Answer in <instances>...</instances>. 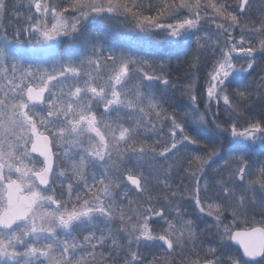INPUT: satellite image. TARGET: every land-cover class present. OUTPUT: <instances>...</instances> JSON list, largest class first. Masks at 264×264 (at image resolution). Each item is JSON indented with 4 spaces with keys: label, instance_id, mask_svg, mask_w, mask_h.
I'll list each match as a JSON object with an SVG mask.
<instances>
[{
    "label": "snow or ice",
    "instance_id": "obj_1",
    "mask_svg": "<svg viewBox=\"0 0 264 264\" xmlns=\"http://www.w3.org/2000/svg\"><path fill=\"white\" fill-rule=\"evenodd\" d=\"M0 264H264V0H0Z\"/></svg>",
    "mask_w": 264,
    "mask_h": 264
},
{
    "label": "trees",
    "instance_id": "obj_2",
    "mask_svg": "<svg viewBox=\"0 0 264 264\" xmlns=\"http://www.w3.org/2000/svg\"><path fill=\"white\" fill-rule=\"evenodd\" d=\"M93 28H97L98 30L101 31H105V29L100 28V26L98 25H94ZM101 39H103V37H101ZM154 41H161L162 42V38H156L154 39ZM105 42V46H108L111 41H104ZM118 44H121V46H123V42L117 40ZM193 47H195V40L193 39ZM191 76V72L190 70H188L186 67H179L177 68L175 66V63L173 65V68L171 70V78L174 81H177L178 84L182 85L183 83H185ZM204 73L201 71L200 73V86H198L197 88V93L198 95L202 94V89H203V81H204ZM170 95H172L170 93ZM172 99L174 100V102L176 103V105L181 108V109H188L189 106V101L187 99L186 96H181L180 93L178 91L175 92L174 95H172ZM203 110V109H202ZM191 209H189V212L191 213ZM198 223H200L198 221ZM201 227H203V225L201 224ZM206 240H211L212 238L210 236L205 237Z\"/></svg>",
    "mask_w": 264,
    "mask_h": 264
},
{
    "label": "rangeland",
    "instance_id": "obj_3",
    "mask_svg": "<svg viewBox=\"0 0 264 264\" xmlns=\"http://www.w3.org/2000/svg\"><path fill=\"white\" fill-rule=\"evenodd\" d=\"M10 23H11L12 25H14L15 21H11ZM205 30H208V29L206 28ZM156 38H158V37H151V39H153V40L156 39Z\"/></svg>",
    "mask_w": 264,
    "mask_h": 264
}]
</instances>
